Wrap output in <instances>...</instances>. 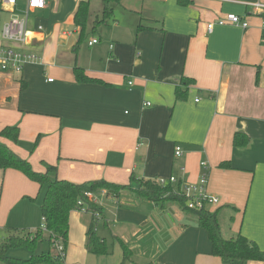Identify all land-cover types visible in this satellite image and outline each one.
I'll return each mask as SVG.
<instances>
[{
  "label": "crops",
  "instance_id": "crops-1",
  "mask_svg": "<svg viewBox=\"0 0 264 264\" xmlns=\"http://www.w3.org/2000/svg\"><path fill=\"white\" fill-rule=\"evenodd\" d=\"M79 1L46 0L30 14L27 48L41 62L26 64L21 74L0 71V131L18 130L16 141L0 136V142L34 171L53 165L58 179L73 183L103 179L135 188L131 177L173 175L179 182L164 186L179 189L180 181L196 184L206 174V190L219 204L205 209L216 213L222 237L241 234L264 250V13L249 5L264 0H149L160 4V13L135 11L123 25L114 22L108 35L87 40L86 48L76 44ZM1 13L0 30L8 17ZM229 13L248 26L216 24ZM139 23L147 28L137 30ZM208 23H215L210 32ZM93 38L97 43L89 45ZM74 66L97 81L77 82ZM181 79L192 82L181 85ZM177 86L185 92L181 100ZM236 132L248 137L246 145H233ZM37 185L18 170L0 169V227L8 224L10 207L33 198ZM94 194L95 232L108 252L87 251L90 214L75 209L65 264H225L211 254L197 216L178 202L139 198L132 190ZM41 218L38 206L36 222L24 216L18 227L34 232ZM40 240L48 251L45 231Z\"/></svg>",
  "mask_w": 264,
  "mask_h": 264
},
{
  "label": "trees",
  "instance_id": "trees-1",
  "mask_svg": "<svg viewBox=\"0 0 264 264\" xmlns=\"http://www.w3.org/2000/svg\"><path fill=\"white\" fill-rule=\"evenodd\" d=\"M101 16L91 19L89 0H80L73 16V23L79 29L76 44H80L90 29L93 34L100 26L108 24V20L113 17L111 3H118L120 0H102ZM180 5H185L186 0H177ZM1 13V9H0ZM264 17V14H262ZM111 17V18H110ZM147 28L141 23L137 25V30ZM73 73L77 82H96V79L88 77L83 69L79 66L73 67ZM192 81L181 79V85H188ZM22 87V86H21ZM185 97V92L180 87L175 88V99L181 100ZM0 136L17 140V127H4L0 131ZM248 142V137L240 132L233 135L232 143L234 146H244ZM221 168H228V163H221ZM12 168L18 170L29 180L37 183L39 187H44V197L40 205V214L44 219L47 241L49 250L45 255L34 256L28 259H18L7 256L11 248L26 247L33 250L38 241L42 238L43 230L38 227L34 232L6 228L7 234L0 239V262L6 264H65L63 258L57 253L54 244L57 242L62 245L63 251L66 248L68 217L72 210L77 209L76 203L79 199L86 206V212L90 214L87 222L85 247L91 254L101 255L108 252L107 245L98 237L95 232L97 219L95 213L99 214V209L94 202L84 197L85 192L97 193L105 190L112 196H117L121 191L132 190L139 198L157 201L164 194H168L166 200L176 201L180 206L190 213L197 216L198 225L204 229L207 238L211 244V254L219 257L225 264L245 261H264V250L252 240L247 239L241 234L235 237L225 239L222 237L219 222L215 212L203 209H188L185 201L178 191L179 189L172 186H162L156 181L137 179L131 177L130 180L135 184H116L103 179H95L83 183H73L66 180L58 179L54 174L56 167L46 165L45 172H36L31 168L28 161L19 157L7 146L0 142V169ZM176 192H173V191ZM31 201L34 198H29ZM125 259L128 251L125 249Z\"/></svg>",
  "mask_w": 264,
  "mask_h": 264
},
{
  "label": "built area",
  "instance_id": "built-area-1",
  "mask_svg": "<svg viewBox=\"0 0 264 264\" xmlns=\"http://www.w3.org/2000/svg\"><path fill=\"white\" fill-rule=\"evenodd\" d=\"M19 0H0V9L3 12L8 13L7 19L3 22L0 30V71L9 72L14 74H21L25 65L29 63L41 62V56L36 52L27 48L31 39V30L29 29V17L30 14L37 10H42L46 7V0H23V7H18ZM256 12L264 13V4L255 2L249 4ZM215 23L207 24V31H211ZM216 24L224 25L231 24L240 26L245 29L248 24L240 16L229 13L224 18L216 21ZM261 29L264 30V18L261 21ZM38 30H41V26H38ZM97 39L93 38L89 41V45L97 43ZM51 81V79H48ZM128 84H132L128 81ZM144 105H150L149 102H145ZM174 154L176 157L181 156V148L175 147ZM201 167L205 168L206 164L201 163ZM158 184L164 186L167 183L176 185L179 180L170 175L166 178H159L156 180ZM207 175L203 174L200 181L194 183H181L179 192L181 193L185 205L188 209H203L208 206H215L219 204L217 197L211 195L206 190ZM102 192H105L102 190ZM84 197L92 202H96L97 198L92 192H85ZM76 207L81 212H86V206L81 199L76 203ZM99 217L98 213H95V218ZM40 229L46 232L44 226V219L41 218ZM54 248L57 253L63 258V247L59 243L54 244Z\"/></svg>",
  "mask_w": 264,
  "mask_h": 264
},
{
  "label": "rangeland",
  "instance_id": "rangeland-1",
  "mask_svg": "<svg viewBox=\"0 0 264 264\" xmlns=\"http://www.w3.org/2000/svg\"><path fill=\"white\" fill-rule=\"evenodd\" d=\"M55 2L57 0H54ZM90 5V11H91V19L101 16V9H102V0H89ZM158 2L155 1H149V0H120L118 3H111L112 8V14L113 17L108 20V25L100 26L98 28V32L94 35L90 33V29L87 30V34L84 37V40L81 42L80 48L85 47L87 40H89L92 37H98V35H108V33L111 31L110 27L114 22H119L120 25H123L125 22H128L131 20V16H133L132 13L137 12H143L145 8L152 7V9L156 10L153 11L154 16L160 12H157V8L160 4H157ZM159 10V9H158ZM136 17V16H135ZM5 15L4 13H0V22L4 20ZM75 28L73 26L69 27V30H74ZM73 40L77 38V34L73 35ZM105 191V190H104ZM35 195L33 196L34 200L30 201L27 199V201L24 202H18L15 203L12 207H10V212L8 214L9 218L7 221V225L0 227V239L4 238L7 234L8 227L14 228L17 230H22L24 228L18 227L21 226L23 223L24 216H28L30 219H32L34 222H36V209L37 207L41 205L45 189L44 187H39L37 185ZM106 192V191H105ZM167 193L164 194L161 198V200H166ZM25 203V205L23 204ZM27 204V206H26ZM8 213V212H7ZM7 213H4L2 217H5ZM40 216V215H39ZM38 223H40V217H37ZM11 224V225H10ZM47 253V242L40 240L38 241L36 247L33 250H30L26 247H17V248H11L7 252V256L12 258H30L31 256H42ZM30 256V257H29ZM0 264H6L3 262H0Z\"/></svg>",
  "mask_w": 264,
  "mask_h": 264
}]
</instances>
